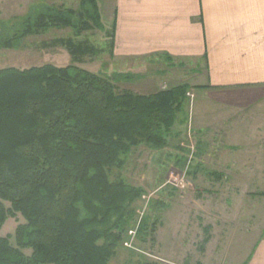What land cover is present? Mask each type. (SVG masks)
<instances>
[{"label":"trees","instance_id":"1","mask_svg":"<svg viewBox=\"0 0 264 264\" xmlns=\"http://www.w3.org/2000/svg\"><path fill=\"white\" fill-rule=\"evenodd\" d=\"M53 29H70L77 40L43 46L66 49L73 64L0 69V229L8 218L23 220L13 235L0 238V264H110L145 193L113 177V170L139 147L169 146L190 88L119 92L108 78L74 65L99 53L79 40L85 33L103 32V49L113 54L115 25L104 28L97 0H81L77 10H40L0 48L17 49L27 37ZM157 226L145 215L136 240L154 241Z\"/></svg>","mask_w":264,"mask_h":264},{"label":"crops","instance_id":"2","mask_svg":"<svg viewBox=\"0 0 264 264\" xmlns=\"http://www.w3.org/2000/svg\"><path fill=\"white\" fill-rule=\"evenodd\" d=\"M113 23L120 74L160 61L174 76L171 87L186 84L193 95L198 227L194 246L168 257L264 264V0H113ZM186 116L164 150L178 168Z\"/></svg>","mask_w":264,"mask_h":264},{"label":"rangeland","instance_id":"3","mask_svg":"<svg viewBox=\"0 0 264 264\" xmlns=\"http://www.w3.org/2000/svg\"><path fill=\"white\" fill-rule=\"evenodd\" d=\"M80 1L0 0V41L19 30L22 20L38 11L46 8L77 10ZM97 3L104 28L110 30L113 20V0H97ZM104 35L103 32L97 30L83 34L79 40L90 42L97 47L99 53L93 57H84L81 63H75L74 65L88 72L108 78L114 83L119 92L129 91L136 94L149 95L155 92V89H153L154 85H160L161 89H169L171 83H175L174 76L162 68L166 64L160 61L156 63V66L154 64H148L147 62L144 64V69L139 73L126 72L120 74L121 72H119L116 66L117 61L113 60L108 49H103L107 42ZM68 38L77 40L70 29H53L38 36L27 37L17 49L7 50L0 48V69L9 67L26 69L46 64L58 67L71 65L73 62L66 49L58 46L52 48H45L43 46L44 43H50L56 39ZM179 77L183 79L186 77V74L181 73ZM190 109L192 113L193 105L190 107L189 102L186 101L183 106V110L187 115L186 117H188ZM184 111L179 113L177 119ZM184 140L183 138L176 145V148L180 149V153L182 152L183 158L181 161H184L185 164L187 161V151L181 145ZM194 143V156L196 157V140H194ZM173 144L175 142H172ZM164 150L152 151L147 147H139L133 150L126 158L125 165L121 170H113V177L120 175L131 185L142 187L146 193L156 191L151 196L152 198L149 201L146 215L148 214L152 221H158L156 228L158 233L156 234L157 239L154 234V241L148 238V241L143 244L136 240L134 250L124 245V242L127 240L125 238L123 245L119 246L117 255L111 260L110 264H141L144 261H154L157 264H195L194 254H191L185 260L169 258V255L179 253L178 255L180 256L181 252H185L184 249L186 246L183 247L184 244H187L189 248L190 245L194 246L195 239L193 237L198 227L195 201H199L201 195L198 196L200 192L197 191V185L193 180V175H190L194 182L193 187L185 195H181L169 187L160 189L168 179V174L172 168L176 167L173 164V160H170L171 156L168 155L169 152ZM192 162L191 169L195 158ZM141 205L140 198L137 202L135 212ZM22 222L23 220L19 215H17L16 219L8 218L0 229V238L6 237L9 234L13 235L16 226ZM244 248L246 247L244 246ZM157 250L160 254H157L159 253ZM24 253L29 255L31 250H25ZM165 257L168 258L165 259Z\"/></svg>","mask_w":264,"mask_h":264},{"label":"built area","instance_id":"4","mask_svg":"<svg viewBox=\"0 0 264 264\" xmlns=\"http://www.w3.org/2000/svg\"><path fill=\"white\" fill-rule=\"evenodd\" d=\"M187 99H189V102L191 104L190 107H192L193 95L189 92L187 93ZM191 115H192V113H191V109H190L189 123L187 125V131H186V138H185L184 142L181 144L182 147L187 151V153H186L187 161L181 168H178V167L172 168V170L168 174V177H167L168 179L165 181V183L160 188V189H162L165 187H169L181 195H185L187 192H189L192 189L193 183H194L192 178L189 175L190 170H191V165L193 163L192 161L195 158V156H194L195 143H194V135L192 132V126H191ZM155 192H153V193H150V192L146 193L145 192L141 196L142 205L140 208H138L136 210L135 224H134L133 228H131L127 232V235H126L127 240H126V242H124V245L129 247L130 249L134 250V243L136 242V239H137L138 228L140 226L142 219L146 215V211L148 209L149 201L152 198L151 196Z\"/></svg>","mask_w":264,"mask_h":264}]
</instances>
